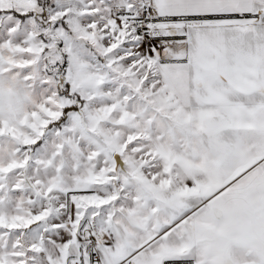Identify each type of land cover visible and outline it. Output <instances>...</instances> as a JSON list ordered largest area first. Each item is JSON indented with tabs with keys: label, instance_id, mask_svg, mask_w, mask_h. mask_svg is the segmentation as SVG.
<instances>
[{
	"label": "snow or ice",
	"instance_id": "1",
	"mask_svg": "<svg viewBox=\"0 0 264 264\" xmlns=\"http://www.w3.org/2000/svg\"><path fill=\"white\" fill-rule=\"evenodd\" d=\"M0 264H264V0H0Z\"/></svg>",
	"mask_w": 264,
	"mask_h": 264
}]
</instances>
